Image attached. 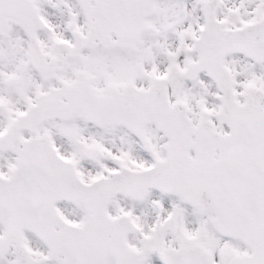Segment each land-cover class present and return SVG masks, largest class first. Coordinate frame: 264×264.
Instances as JSON below:
<instances>
[{"label":"snow or ice","instance_id":"obj_1","mask_svg":"<svg viewBox=\"0 0 264 264\" xmlns=\"http://www.w3.org/2000/svg\"><path fill=\"white\" fill-rule=\"evenodd\" d=\"M0 264H264V0H0Z\"/></svg>","mask_w":264,"mask_h":264}]
</instances>
